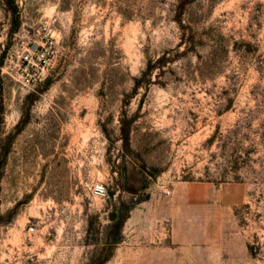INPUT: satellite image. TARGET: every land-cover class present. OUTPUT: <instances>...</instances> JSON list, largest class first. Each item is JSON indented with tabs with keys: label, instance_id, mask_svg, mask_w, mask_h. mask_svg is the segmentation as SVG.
Segmentation results:
<instances>
[{
	"label": "rangeland",
	"instance_id": "obj_1",
	"mask_svg": "<svg viewBox=\"0 0 264 264\" xmlns=\"http://www.w3.org/2000/svg\"><path fill=\"white\" fill-rule=\"evenodd\" d=\"M0 213V264H264V0H0Z\"/></svg>",
	"mask_w": 264,
	"mask_h": 264
},
{
	"label": "built area",
	"instance_id": "obj_2",
	"mask_svg": "<svg viewBox=\"0 0 264 264\" xmlns=\"http://www.w3.org/2000/svg\"><path fill=\"white\" fill-rule=\"evenodd\" d=\"M93 194L95 196H99V197L104 196L106 194V189L102 184H99V183L95 184L93 186ZM33 230H34V228L31 226L29 228V231H33Z\"/></svg>",
	"mask_w": 264,
	"mask_h": 264
},
{
	"label": "water",
	"instance_id": "obj_3",
	"mask_svg": "<svg viewBox=\"0 0 264 264\" xmlns=\"http://www.w3.org/2000/svg\"><path fill=\"white\" fill-rule=\"evenodd\" d=\"M118 219V215L116 213L110 214V220L116 221Z\"/></svg>",
	"mask_w": 264,
	"mask_h": 264
},
{
	"label": "trees",
	"instance_id": "obj_4",
	"mask_svg": "<svg viewBox=\"0 0 264 264\" xmlns=\"http://www.w3.org/2000/svg\"><path fill=\"white\" fill-rule=\"evenodd\" d=\"M5 223L4 217L0 213V226ZM116 225V224H115ZM101 264V263H100Z\"/></svg>",
	"mask_w": 264,
	"mask_h": 264
}]
</instances>
